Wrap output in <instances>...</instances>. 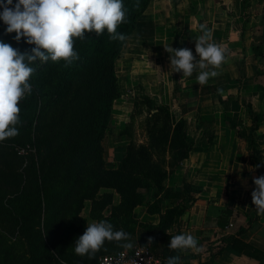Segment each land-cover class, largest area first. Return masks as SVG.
<instances>
[{
    "label": "trees",
    "instance_id": "trees-1",
    "mask_svg": "<svg viewBox=\"0 0 264 264\" xmlns=\"http://www.w3.org/2000/svg\"><path fill=\"white\" fill-rule=\"evenodd\" d=\"M150 1L123 0L128 9L127 22L117 31L127 37L137 29L140 36H150L153 23L140 19ZM15 35L0 30V40L20 52H30L35 47L27 44L26 38L17 42ZM124 42L111 40L106 29L99 36L85 33L83 40L74 38L79 59L71 66L51 60L29 65L35 69L29 81L33 91L19 102V134L0 141V229L19 237L24 247L19 257L0 233V264H97L100 254L119 250L124 241H105L91 259L68 251V247L75 248V240L88 225L80 214L85 200L90 201L89 214L98 222L111 223L114 231L134 233L136 229L139 244L151 236H160L163 264L170 256H180V250L168 247L171 237L180 234L170 229L194 202L201 187L183 182L182 198L162 208L161 201L175 197V193L161 183L165 173L157 163L154 165L152 157L167 149L173 156L168 161L172 168L187 158L193 139L186 133L184 120L176 119L167 105H157L144 96L140 101L148 110L146 143H129L116 167L105 166L102 140L114 100L120 96L114 61ZM253 47L256 55L263 56L259 46ZM248 113L251 132L243 139L259 178L264 175V146L259 145L255 138L258 135L254 137L253 132L262 116L250 107ZM21 147H29L25 155L17 152ZM149 180L158 183L154 205H146L148 213L158 215L155 224L133 217V209L141 204L140 189L148 186ZM115 194L118 202L114 204ZM104 210L108 211L106 215H102ZM230 215L229 208H222L217 225L223 228ZM67 217L70 220L65 224ZM242 230L239 227L229 235L227 245L264 264V250L240 239L237 235ZM219 252L217 249L211 253L210 259Z\"/></svg>",
    "mask_w": 264,
    "mask_h": 264
},
{
    "label": "crops",
    "instance_id": "crops-1",
    "mask_svg": "<svg viewBox=\"0 0 264 264\" xmlns=\"http://www.w3.org/2000/svg\"><path fill=\"white\" fill-rule=\"evenodd\" d=\"M245 2L151 0L140 19L153 23V33L140 36L137 29L133 30L135 33L127 36L128 41L125 40L119 53L124 55L130 77L140 84L138 96L141 99L149 96L155 104L167 105L191 132L192 149L187 158L168 171L164 181L166 190L174 192L175 197L161 201L162 208L177 204L182 198L183 182L201 187L194 202L170 229L196 237L201 248L199 252L180 251V264H258L254 258L227 245L226 238L239 227H243L237 235L240 239L264 248V217L252 216L256 210L251 193L258 176L243 141L251 130L249 107L262 116L253 134L264 131V57L248 51L251 45L259 46L264 56V0H250V12L245 10ZM189 3L199 5L194 16L200 12L204 15L201 24L196 21L190 25ZM201 25L211 30L210 42L219 44L226 53V62L219 69L211 66L207 69L218 71L219 75L210 78L206 85L197 82L199 68L191 76L174 72L170 54L164 47L190 49L199 59L194 40L200 35ZM120 102L121 94L114 100L108 123V127L113 124L119 130V135L122 117L118 116V122L113 118L117 116L114 105ZM123 108L121 103L118 109ZM107 154L103 147L108 168L116 167L124 155L121 150ZM225 207L231 210V215L221 228L217 218ZM133 211L142 222L155 224L158 220V215L148 213L143 205H137ZM217 249L219 254L210 259Z\"/></svg>",
    "mask_w": 264,
    "mask_h": 264
},
{
    "label": "clouds",
    "instance_id": "clouds-1",
    "mask_svg": "<svg viewBox=\"0 0 264 264\" xmlns=\"http://www.w3.org/2000/svg\"><path fill=\"white\" fill-rule=\"evenodd\" d=\"M133 7H138L134 5ZM0 20L7 25L6 34L15 33L19 42L35 45L30 52H20L11 44L0 40V141L14 138L19 134L21 124L19 102L31 95L33 89L29 82L35 69L29 65L39 60L46 63L63 61L65 67L79 59L74 50V38L83 40L85 33L102 35L107 30L109 38L125 41L126 35L117 31L118 26L127 22L128 9L123 0H0ZM212 40V32L200 26L196 37L195 52L199 59L187 48L165 47L170 54V65L174 72L191 76L200 69L197 82L206 85L210 78L219 75V69L226 62L225 50ZM256 167H259L257 165ZM252 204L258 216L264 217V175L254 178ZM130 235L123 230L114 231L107 221L91 222L83 235L75 240L74 252L78 256L93 258L105 241H124L121 246L131 249ZM151 242V241H150ZM171 250H201L196 237L188 234L172 236L168 244ZM63 264V262H61ZM165 264H180V256L166 258Z\"/></svg>",
    "mask_w": 264,
    "mask_h": 264
},
{
    "label": "rangeland",
    "instance_id": "rangeland-1",
    "mask_svg": "<svg viewBox=\"0 0 264 264\" xmlns=\"http://www.w3.org/2000/svg\"><path fill=\"white\" fill-rule=\"evenodd\" d=\"M249 5H250V0H246L244 7H245V10L248 12L251 11ZM189 6H190L191 13H192L190 25H192L193 23H196V21L197 22L199 21L201 24V22L205 18L204 15H201V12H200V15L194 16L195 11L199 9V5L195 3H189ZM6 27L7 25H5L4 22L0 20V30L6 29ZM134 31H132V33H135ZM248 51L251 54L256 55V49H254L253 45L248 47ZM123 57L124 55H120V56L118 55L114 61L116 76H117V80L119 83V89L121 90L120 94L122 96V102L114 105V109H115L114 114H116L117 116L113 118L114 121L118 122L120 120L118 116H120V118L122 117L121 123L123 126H122V130L120 131L121 132L120 135H119V130L115 128V126H112L113 124H110L111 126L107 127L105 136L102 140L106 155H108L107 153L109 154L114 153L115 150L116 151L121 150L122 154H125L126 148L129 143L134 142L135 144H142V143H146L147 141L146 127H147L148 110L144 104H141V101H140L141 96H138L139 95L138 87L140 84L139 83L136 84V82H134L135 79L130 77L131 75L129 73V68L127 67V65L125 66L124 64L125 60L123 59ZM261 57H264V56H261ZM121 103L124 106L122 111L118 109ZM178 116L179 115H177L176 117L174 115L176 119H179ZM184 127H185V121H184ZM250 128H251V120H250ZM185 130H186V133L191 137V132L187 131V129ZM250 132L251 130L249 131L248 135H250ZM260 136H262L263 138ZM254 137L257 138L259 145L263 147L264 146V131L261 130L260 133L256 132ZM120 156H121V153L119 154L118 158ZM172 158L173 156L167 151V149L166 150L164 149L163 151H160L158 153L155 152L152 157V160L154 161L153 162L154 165L157 163L158 164L157 168L159 167L165 173L161 181L163 186H165L164 181L166 180L168 171L170 172L171 169H173L172 166L168 165V161L171 160ZM147 184L148 186H145L140 189L141 204L139 205H143L145 207V210H146L147 204L150 206L154 205L153 200L158 196L156 193L158 183H156L153 180L151 181L149 180L147 181ZM117 202H118V195L115 194L113 198V203L115 204ZM89 207H90V201L85 200L84 206L82 207L80 211L81 216L84 217L87 224L91 222H98L96 218H93L89 214ZM109 209L110 207H107V210ZM107 210H104L102 215H106L108 213ZM254 215H255L254 217L258 216L256 214V211ZM133 217L136 221H141L134 214V211H133ZM69 220H70V217H67L65 219V224L68 223ZM146 223H149V222H146ZM131 232L132 231L128 233L130 235V240L128 242H130L133 246L139 244L137 240L136 229L134 230V233L133 232L131 233ZM0 233L4 236V239L7 240L9 244L14 248V251H15L14 253L17 254L19 257H21V254L23 253V247H24L23 241L17 236L8 234L5 228L1 227ZM144 244L149 246L155 253H159L161 248L163 247V240L160 236L154 235V236L149 237V239ZM123 248L124 247H121L120 249H123ZM71 250L73 251L74 249L68 247V251H71ZM262 250H264V248H262Z\"/></svg>",
    "mask_w": 264,
    "mask_h": 264
},
{
    "label": "built area",
    "instance_id": "built-area-1",
    "mask_svg": "<svg viewBox=\"0 0 264 264\" xmlns=\"http://www.w3.org/2000/svg\"><path fill=\"white\" fill-rule=\"evenodd\" d=\"M29 147L18 148L19 154L25 155ZM97 264H163V257L145 244L134 245L131 249L123 248L97 257Z\"/></svg>",
    "mask_w": 264,
    "mask_h": 264
}]
</instances>
